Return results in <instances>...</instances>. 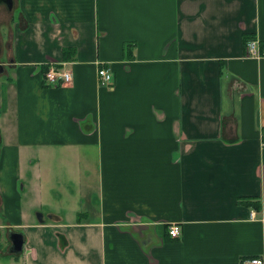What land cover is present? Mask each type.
Segmentation results:
<instances>
[{"label": "crops", "instance_id": "crops-1", "mask_svg": "<svg viewBox=\"0 0 264 264\" xmlns=\"http://www.w3.org/2000/svg\"><path fill=\"white\" fill-rule=\"evenodd\" d=\"M13 3L0 40V229L23 247L3 262L264 260V0ZM251 39L259 56L246 55ZM61 63L70 81L46 83ZM60 176L80 206L67 218L68 207L42 211L63 197L49 181Z\"/></svg>", "mask_w": 264, "mask_h": 264}, {"label": "rangeland", "instance_id": "rangeland-1", "mask_svg": "<svg viewBox=\"0 0 264 264\" xmlns=\"http://www.w3.org/2000/svg\"><path fill=\"white\" fill-rule=\"evenodd\" d=\"M15 14V6L13 3V7L12 10H7L6 6L4 4L0 5V40L1 42H6V32H7V27L10 28V24L13 22V17ZM12 21V22H11ZM1 60L6 61L7 60V50L3 48L1 57ZM3 80V79H2ZM70 177H52L50 178V183H52L51 185H53L54 190L58 191V192H63V197L59 200V201H52L49 200L46 202V208H43V212L46 213L47 211H60L57 209V206H61V207H68L67 209H69V207H80L77 204V201H72V200H68V196L66 195L67 192H64V187L66 188V184L71 183L70 181ZM89 184L91 185V181H89ZM71 187L75 188V184H71ZM63 190V191H62ZM77 199V196L75 197ZM85 204V203H84ZM86 205V204H85ZM87 206V205H86ZM71 210V208L69 210H67V214L65 216V218H67V216H69L68 212ZM79 211H82L81 209ZM84 211V209H83ZM91 211V210H90ZM63 212H65V210H63ZM67 221V219H66ZM9 230L7 229H0V253H4V254H10V241L8 239V234ZM0 264H7V262H3V259L0 258Z\"/></svg>", "mask_w": 264, "mask_h": 264}, {"label": "built area", "instance_id": "built-area-1", "mask_svg": "<svg viewBox=\"0 0 264 264\" xmlns=\"http://www.w3.org/2000/svg\"><path fill=\"white\" fill-rule=\"evenodd\" d=\"M246 55L247 56H259L257 41L255 39H251L246 43ZM97 78L98 84L100 86L108 87L113 82V75L109 68L100 66L97 69ZM71 72L67 69L65 63L61 64H51L49 68L43 74V80L46 83L50 84H62L70 81ZM262 144L264 145V136L262 140ZM167 233L170 238H177L180 235V225L178 224H170L167 227ZM241 264H264V260L262 257H253L243 259Z\"/></svg>", "mask_w": 264, "mask_h": 264}, {"label": "water", "instance_id": "water-1", "mask_svg": "<svg viewBox=\"0 0 264 264\" xmlns=\"http://www.w3.org/2000/svg\"><path fill=\"white\" fill-rule=\"evenodd\" d=\"M0 4H4L8 10H12L13 0H0ZM3 67L0 65V72H2ZM40 220L41 216L38 215ZM8 239L10 241V252L12 253H20L23 247V235L20 232L9 231Z\"/></svg>", "mask_w": 264, "mask_h": 264}, {"label": "trees", "instance_id": "trees-1", "mask_svg": "<svg viewBox=\"0 0 264 264\" xmlns=\"http://www.w3.org/2000/svg\"><path fill=\"white\" fill-rule=\"evenodd\" d=\"M67 50H69V48ZM247 200L248 199H245L246 203H249L250 206H253L255 209H259V201L258 200H249V201H247Z\"/></svg>", "mask_w": 264, "mask_h": 264}]
</instances>
